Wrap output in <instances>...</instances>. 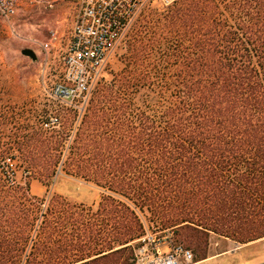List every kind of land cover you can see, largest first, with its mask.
Here are the masks:
<instances>
[{"label": "trees", "instance_id": "16d2710c", "mask_svg": "<svg viewBox=\"0 0 264 264\" xmlns=\"http://www.w3.org/2000/svg\"><path fill=\"white\" fill-rule=\"evenodd\" d=\"M126 45L67 153L50 152L41 129L38 156L24 155L56 161L26 168L41 181L61 164L125 200L108 196L94 220L74 218L81 206L43 209L0 164V264H117L145 234L137 211L201 250L211 233L264 238V0H180L144 15ZM69 226L74 244L62 236Z\"/></svg>", "mask_w": 264, "mask_h": 264}, {"label": "rangeland", "instance_id": "374dc122", "mask_svg": "<svg viewBox=\"0 0 264 264\" xmlns=\"http://www.w3.org/2000/svg\"><path fill=\"white\" fill-rule=\"evenodd\" d=\"M179 1L167 8L146 6L135 17L122 44L111 57L107 75L97 89L110 82L113 73L122 67L121 58L126 53L127 40L141 18L148 13L165 12ZM74 20L75 10L69 0H43L41 5L22 2L10 23L0 29V164L14 172L18 184L29 183L31 194L41 200L43 209L51 201L60 199L64 203L82 207L84 211H74V218H81L82 215L86 221H91L94 220L100 201L108 196L124 198L91 180L69 174L61 164L54 177L44 181L37 174L26 171L32 164L44 166L56 162L48 157L26 158V153L33 154L30 155L31 158L38 156L39 144L34 139L35 132L42 129L47 133L51 140L47 145L50 152L56 148L64 150L66 154L79 124L78 111L58 102L48 92L55 83L63 81V58L72 37ZM53 30L58 31L59 38L46 63L43 51L32 45L30 40H46ZM24 49L35 51L37 60L23 55ZM50 118L55 119L53 124L50 123ZM81 131L82 126L79 132ZM73 146L75 147V143ZM137 212L144 226L152 232L162 234L170 231L176 243L190 249L194 255L190 264H264V238L240 243L211 233L208 245L201 250L185 242L179 228H165L148 212ZM75 230L76 226H69L67 235L62 234L64 238L71 240L69 244L76 243ZM56 234L58 238L61 237V233ZM139 240L140 238L131 241L130 247L123 254H118L117 264H134L135 251L141 244ZM203 257L206 258L197 261ZM48 259L40 258L39 264H45ZM70 263L72 262L68 264Z\"/></svg>", "mask_w": 264, "mask_h": 264}, {"label": "built area", "instance_id": "2783aa9c", "mask_svg": "<svg viewBox=\"0 0 264 264\" xmlns=\"http://www.w3.org/2000/svg\"><path fill=\"white\" fill-rule=\"evenodd\" d=\"M176 1L69 0L75 10V20L63 58L64 78L48 89L50 96L78 111L80 121L94 87L106 77L108 63L135 17L146 6L167 8ZM22 2L41 5L43 0H0V29L10 23ZM58 38V31L53 30L46 40L31 39L30 42L43 51V60L47 63ZM54 120L50 118V123ZM139 241L134 264H190L194 260L192 251L176 243L170 231L155 233L146 226Z\"/></svg>", "mask_w": 264, "mask_h": 264}, {"label": "water", "instance_id": "95a60500", "mask_svg": "<svg viewBox=\"0 0 264 264\" xmlns=\"http://www.w3.org/2000/svg\"><path fill=\"white\" fill-rule=\"evenodd\" d=\"M22 54L30 57L34 61L37 60V55H36L35 51H33L32 49H24V50H22Z\"/></svg>", "mask_w": 264, "mask_h": 264}]
</instances>
